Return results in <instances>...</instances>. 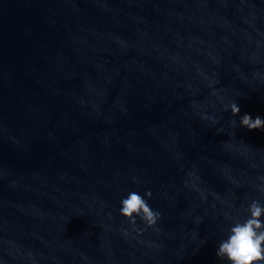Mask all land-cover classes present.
Here are the masks:
<instances>
[{
  "label": "water",
  "instance_id": "1",
  "mask_svg": "<svg viewBox=\"0 0 264 264\" xmlns=\"http://www.w3.org/2000/svg\"><path fill=\"white\" fill-rule=\"evenodd\" d=\"M244 114L264 119V0H0V264H229L264 204ZM133 191L155 226L120 214Z\"/></svg>",
  "mask_w": 264,
  "mask_h": 264
},
{
  "label": "clouds",
  "instance_id": "2",
  "mask_svg": "<svg viewBox=\"0 0 264 264\" xmlns=\"http://www.w3.org/2000/svg\"><path fill=\"white\" fill-rule=\"evenodd\" d=\"M230 110L233 116L240 112L235 102L230 105ZM232 123L235 125V121ZM240 125L249 130H264V119L259 116L253 119L250 114H244L240 118ZM151 195V191L145 193L149 198ZM247 211L250 213L249 218L235 222L227 238L221 240L217 247V257L226 259L229 264H264V220L261 219L264 217V204L252 200ZM120 214L132 226H135L137 217L148 227L155 226L161 218V214L150 207L144 196L135 191L121 200Z\"/></svg>",
  "mask_w": 264,
  "mask_h": 264
}]
</instances>
